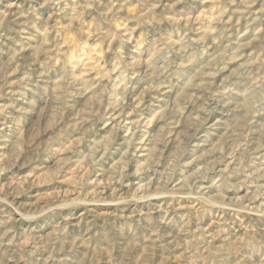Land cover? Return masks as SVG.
<instances>
[{
  "label": "rangeland",
  "instance_id": "374dc122",
  "mask_svg": "<svg viewBox=\"0 0 264 264\" xmlns=\"http://www.w3.org/2000/svg\"><path fill=\"white\" fill-rule=\"evenodd\" d=\"M0 264H264V0H0Z\"/></svg>",
  "mask_w": 264,
  "mask_h": 264
}]
</instances>
